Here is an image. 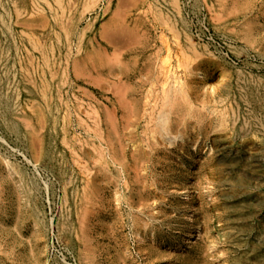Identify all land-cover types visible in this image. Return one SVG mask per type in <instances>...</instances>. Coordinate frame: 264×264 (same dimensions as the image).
<instances>
[{"label":"rangeland","instance_id":"1","mask_svg":"<svg viewBox=\"0 0 264 264\" xmlns=\"http://www.w3.org/2000/svg\"><path fill=\"white\" fill-rule=\"evenodd\" d=\"M0 264H264V0H0Z\"/></svg>","mask_w":264,"mask_h":264}]
</instances>
